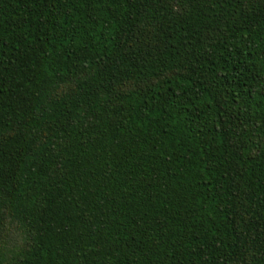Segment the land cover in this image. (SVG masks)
<instances>
[{
    "label": "trees",
    "instance_id": "1",
    "mask_svg": "<svg viewBox=\"0 0 264 264\" xmlns=\"http://www.w3.org/2000/svg\"><path fill=\"white\" fill-rule=\"evenodd\" d=\"M0 264H264V0H0Z\"/></svg>",
    "mask_w": 264,
    "mask_h": 264
}]
</instances>
